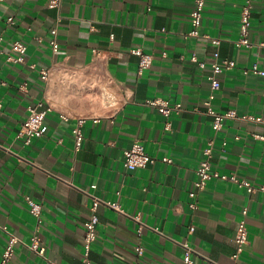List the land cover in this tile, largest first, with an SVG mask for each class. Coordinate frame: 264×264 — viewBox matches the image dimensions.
Here are the masks:
<instances>
[{"label": "crops", "instance_id": "0c3cea01", "mask_svg": "<svg viewBox=\"0 0 264 264\" xmlns=\"http://www.w3.org/2000/svg\"><path fill=\"white\" fill-rule=\"evenodd\" d=\"M245 1L205 0L199 36L191 37L193 0H61L52 9L47 0H0V258L12 236L10 264H44L26 247L37 233L47 260L82 264L84 222L97 200L91 264H132L137 244L142 264H182L185 243L194 264H233L244 208L248 234L238 264H264V192L210 178L188 197L207 147L212 171L255 187L264 181V123L241 119L264 118V78L249 72L254 63L264 69V0H250L249 49L234 45ZM15 41L26 46L23 64L7 60ZM135 48L152 56L141 74ZM215 52L233 62L215 75L214 111L235 114L219 131L203 105ZM153 98L180 105L169 129L144 104ZM39 102L50 111L42 136L26 145L17 133L27 107ZM77 119L83 141L74 152ZM134 143L154 161L126 170L123 152ZM25 196L42 206L39 227Z\"/></svg>", "mask_w": 264, "mask_h": 264}, {"label": "built area", "instance_id": "2783aa9c", "mask_svg": "<svg viewBox=\"0 0 264 264\" xmlns=\"http://www.w3.org/2000/svg\"><path fill=\"white\" fill-rule=\"evenodd\" d=\"M61 0H47L48 8H57L60 5ZM194 9L190 13V23L192 25V31L188 34L191 37L199 36L198 28L201 24L202 15L204 12L205 0H193ZM251 8L252 4L250 0H246L244 5L240 10L239 16V37L234 41V45L238 48L243 47L249 49L252 47V43L249 40L250 27H251ZM12 18H8L7 22L12 23ZM2 42V36L0 35V44ZM213 43H217L216 40H213ZM49 45L53 51H56L58 48L57 43L54 39L49 40ZM263 46V44H261ZM25 52L26 46L18 41L13 42L11 46V53L14 55H9L7 60L14 63H24L25 62ZM132 54L138 57V73L141 74L144 70L148 69L152 62V56L150 54L143 53L140 48H135L131 51ZM165 54H162L164 56ZM190 61L195 63L199 68H205V63L199 61L195 55L190 57ZM233 66V62L227 59H218V53L213 54V61L210 64L211 75L208 76L210 82L211 93L209 94L206 101L203 102V105L206 107V113L212 116V128L215 131H219L222 128L223 120L225 118L235 117L234 112H226L224 114H219L214 111L211 101L213 99V92L220 88V83L215 77L216 74L222 71V69H229ZM30 69H34V65H29ZM249 72L258 77L264 78V69L259 68L257 64H252L249 68ZM41 79L45 80L47 77V72L44 70L40 71ZM146 106L154 108L160 115H162L166 120L165 129L170 128L169 118L174 113L180 109V105H170L169 102L162 98H153L146 100L144 103ZM1 107V106H0ZM50 111L49 107H45L43 103L39 102L36 105L27 107V116L24 122L21 124L20 129L17 133V138H23L24 143L27 145L34 138H39L43 134V121L46 114ZM243 120H250L254 122L264 123V118L261 117H251V116H242ZM84 124L83 119H77L75 126L72 128L71 133L73 137V151L78 152L81 149L83 141L82 127ZM260 137V136H257ZM263 138V137H260ZM264 139V138H263ZM124 160L123 167L126 170H134L136 168L145 167L148 164H151L154 160L151 158L144 150L143 146L140 143H134L129 149L123 152ZM204 159L201 160L198 164V167L195 170L196 180L193 182V189L188 193L189 198H193L197 192L202 191L205 187L207 180L210 178H215L222 181H229L234 183L239 188L245 189L248 194H252L256 191L264 192V181L263 183L255 187L246 180L237 178L234 174L225 175L219 174L216 171L211 170V149L207 147L203 150ZM163 162L170 163V159L163 158ZM25 203L28 207V211L36 219L37 226L39 227L42 224L41 211L42 206L40 203L35 202L30 197L25 196ZM97 205L98 201L94 200L90 207V214L88 219L84 222V236L82 242V255L81 262L82 264H91L90 260V249L91 245L96 239V226L98 223L97 216ZM109 205V204H108ZM115 210L122 212L117 204H110ZM189 207L194 209L195 204L190 203ZM246 216L247 210L244 208L241 211V216L237 222V228L234 236L235 252L232 254L233 264H238L239 255L243 251V247L247 243V226H246ZM143 231V226L141 224L136 228V233L140 235ZM190 232L193 231V227L189 229ZM17 242V239L10 236L4 250L1 253L0 264H10L11 259L14 254V244ZM26 247L36 254L38 257L43 258L44 264H55L52 261H49L45 258V247L41 244L40 238L37 233H34L29 238V243L26 244ZM133 251L135 253V260L132 264H142V257L144 253V248L142 245L137 244L134 246ZM182 264H194L193 250L188 246V244H183V253H182Z\"/></svg>", "mask_w": 264, "mask_h": 264}]
</instances>
